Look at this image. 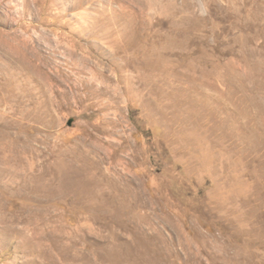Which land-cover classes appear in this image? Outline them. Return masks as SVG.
Wrapping results in <instances>:
<instances>
[{
  "label": "rangeland",
  "instance_id": "374dc122",
  "mask_svg": "<svg viewBox=\"0 0 264 264\" xmlns=\"http://www.w3.org/2000/svg\"><path fill=\"white\" fill-rule=\"evenodd\" d=\"M0 130V264H264V0H0Z\"/></svg>",
  "mask_w": 264,
  "mask_h": 264
},
{
  "label": "bare ground",
  "instance_id": "6f19581e",
  "mask_svg": "<svg viewBox=\"0 0 264 264\" xmlns=\"http://www.w3.org/2000/svg\"><path fill=\"white\" fill-rule=\"evenodd\" d=\"M4 130H6V128H5ZM4 130H3V131H4ZM0 131H1V130H0ZM7 131H8V130H7ZM8 132H9V131H8ZM6 136H7V135H6ZM2 137H3V135H2ZM14 137H16V136H14ZM9 138H11V136H10ZM2 139H3V138H2ZM12 139H13V137H12ZM16 142H17V140H16ZM12 143H13V142H12ZM14 143H15V142H14ZM14 143H13V144H14Z\"/></svg>",
  "mask_w": 264,
  "mask_h": 264
}]
</instances>
